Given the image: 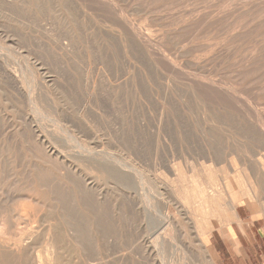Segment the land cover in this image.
I'll return each instance as SVG.
<instances>
[{"label": "rangeland", "instance_id": "rangeland-1", "mask_svg": "<svg viewBox=\"0 0 264 264\" xmlns=\"http://www.w3.org/2000/svg\"><path fill=\"white\" fill-rule=\"evenodd\" d=\"M145 78H149L148 81ZM110 87L116 89L110 90ZM180 92L184 94L182 97ZM166 94L173 95L174 99L165 98ZM62 128L68 130L69 136L62 132ZM41 135H51L50 140L56 138L58 143L53 140L54 146L57 145L63 155L79 149L78 144L95 148L97 152L103 150L112 158L107 160L109 168L117 173L115 175L109 169L108 172L115 175L110 177V173H102L86 161L85 164L74 160L77 175L82 170L83 175L87 174L96 182L97 187L102 188L103 200H100L102 195L90 191L82 200L88 207H93L94 210L89 212L93 217L89 219L93 222L89 232L81 234L86 236L82 245L84 249L78 246L67 252L66 264H90L93 260L92 264H98L100 257L99 264L106 261V264H130L131 261L135 264H215L207 245L200 244L199 234L208 225H213L211 231L226 227L235 215V207L244 202L257 213H264V0H0V156H4L0 159V168L6 161L0 169L1 203L12 206L29 204L21 188L29 186L24 177L35 167L50 175L52 172V175L60 174L61 164H55V160L45 153V147L42 148L45 145L42 140L39 142ZM74 136H78V140ZM204 145L206 149L201 148ZM8 149L11 150L8 152ZM211 149L219 152L212 162L209 160ZM129 153L131 156L135 154L132 161ZM28 158L32 169L27 167ZM120 158L133 164L128 165L122 159L121 162ZM41 159L45 161L41 163ZM38 163L47 168L41 165L40 170ZM83 163L85 166L89 164L90 169ZM127 166L132 168L128 171ZM133 167H139L150 182L142 186L138 180L139 172ZM24 169L31 171L26 173ZM128 172H134L136 180L135 175ZM70 174L73 175L65 180L72 182L75 189L80 185L81 189L84 185L83 180L80 181L82 176L79 174L78 178L73 172ZM180 174L183 175L185 192L190 197L189 207L183 212L177 208L171 192L180 186ZM166 175L168 181L163 178ZM122 178H127L129 189L121 186ZM193 178L198 181L200 190V197L195 202H192ZM107 181L108 185L105 184ZM139 186L144 187L143 192ZM120 193L124 196L121 199ZM202 198L205 206L199 210ZM136 200L145 201L141 212L134 205ZM129 205L133 212L127 214ZM117 206L122 210H117ZM195 212L199 214L194 215ZM122 213L131 220L127 222L123 214L121 220L127 224L121 222L123 226L127 225V229L124 227V241L117 246L113 241V224ZM24 221L21 219L19 228L27 225ZM43 222L47 224L40 217L27 226H38L44 233L46 225ZM132 226H136L135 229ZM137 227L140 228L138 232ZM145 231L160 239L166 238L170 232L163 256L158 252L151 255L142 246L134 245L135 237ZM99 232H104V236ZM42 233L37 246L44 245ZM132 233L137 236L131 238ZM126 244H130L129 249ZM38 247L36 250L43 248ZM91 249L95 250L92 252ZM106 249L110 251L107 253ZM207 250L210 254L206 253ZM126 251L133 259H129L130 263ZM109 252L113 253L112 257ZM114 252L119 256H114ZM121 254L123 261L119 259ZM89 255L91 258L87 257ZM87 258L89 262H85Z\"/></svg>", "mask_w": 264, "mask_h": 264}, {"label": "bare ground", "instance_id": "bare-ground-1", "mask_svg": "<svg viewBox=\"0 0 264 264\" xmlns=\"http://www.w3.org/2000/svg\"><path fill=\"white\" fill-rule=\"evenodd\" d=\"M197 1V0H196ZM206 1V0H205ZM185 2H187V1H185ZM184 2V3H185ZM110 5V4H109ZM189 6V5H188ZM195 6V5H194ZM197 6V5H196ZM116 10V9H115ZM120 11V10H119ZM121 14V13H120ZM124 16V15H123ZM132 16V15H131ZM124 19V18H123ZM127 19V18H126ZM132 19V18H131ZM125 20V19H124ZM124 20H122L123 22H124ZM128 21V20H127ZM133 21V20H132ZM179 21V20H178ZM123 22L121 23V25H123ZM168 22V21H167ZM131 23V22H130ZM129 23V24H130ZM170 23V22H169ZM128 24V25H129ZM133 24V23H132ZM135 26V25H134ZM132 27V26H131ZM137 28V27H136ZM138 30V29H137ZM125 31H127V30H125ZM130 31H132V29H130ZM134 33V32H133ZM132 33V34H133ZM138 33V32H137ZM128 34V33H127ZM138 35V34H137ZM127 36H129V35H127ZM129 38V37H128ZM132 38V37H131ZM134 39V38H133ZM137 39H139L138 37H137ZM131 40V39H130ZM136 40V39H135ZM139 41H140V39H139ZM148 44V43H147ZM147 44H145V45H147ZM2 65V64H1ZM104 66V65H103ZM9 74H7V76H8ZM89 76V75H88ZM117 77V76H116ZM163 78V77H162ZM170 78V77H169ZM16 79V78H15ZM86 79V78H85ZM146 79V78H145ZM149 79V78H148ZM148 79H146L147 81H148ZM164 79H165V77H164ZM11 80H13V79H11ZM86 80H88V79H86ZM91 80V79H90ZM152 80H154V79H152ZM151 80V81H152ZM163 80V79H162ZM170 80V79H169ZM53 81V80H52ZM92 81V80H91ZM91 81H90V84H91ZM94 81V80H93ZM14 82V81H13ZM120 82V81H119ZM118 82V83H119ZM150 82V81H149ZM166 82H168V80L166 81ZM171 82V81H170ZM118 83H116V84H118ZM116 84H114V85H116ZM122 84V83H121ZM147 84H148V82H147ZM168 84V83H167ZM170 84V83H169ZM112 85V84H111ZM85 86H87V84L85 85ZM117 86V85H116ZM116 86H114V87H116ZM167 86V85H166ZM169 86V85H168ZM15 87H17V86H15ZM88 87V86H87ZM114 87H112V88H114ZM111 88V87H110ZM112 88L110 89V90H112ZM164 88H167V87H165L164 86ZM170 88V87H169ZM169 88H167V89H169ZM88 89V88H87ZM114 89H116V88H114ZM18 91V90H17ZM22 91V90H21ZM28 91V90H27ZM56 91V90H55ZM59 91H61V90H59ZM113 91H115V90H113ZM14 92V91H13ZM25 92V91H24ZM29 92V91H28ZM45 92H46V90H45ZM52 92V91H51ZM86 92H88V91H86ZM116 92V91H115ZM162 92H166V91H162ZM168 92V91H167ZM11 93H12V91H11ZM84 93V92H83ZM153 93V92H152ZM163 93V94H164ZM170 93V94H169ZM168 94L169 95H171V92H169ZM9 94H10V92H9ZM63 94V93H62ZM94 94H95V91H94ZM114 94V93H113ZM116 94H117V92H116ZM162 94V95H163ZM168 94H166V97L165 98H170L171 97V99H174V98H172L173 97V95L172 96H169ZM174 94V93H173ZM15 95V94H14ZM47 95V94H46ZM155 95V94H154ZM153 95V96H154ZM165 95V94H164ZM167 95L169 96V97H167ZM180 95H181V97L184 95L183 93L181 94V92H180ZM180 95H179V97H180ZM69 96V95H68ZM159 96H160V94H159ZM50 97V96H49ZM60 97V96H59ZM62 97V96H61ZM83 97V96H82ZM151 97V96H150ZM175 97H177L176 95H175ZM180 97V98H181ZM25 98V97H24ZM27 98V97H26ZM41 98V97H40ZM164 98V97H163ZM12 99V98H11ZM17 99V98H16ZM32 99H34V98H32ZM51 100H53V98H50ZM61 99V98H60ZM89 99V98H88ZM178 99V98H177ZM177 99H175V100H177ZM14 100V99H13ZM28 100H29V97H28ZM84 100V99H83ZM161 100H162V98H161ZM25 101V100H24ZM30 102H32L31 100H29ZM54 101V100H53ZM65 101V100H64ZM89 101V100H88ZM87 101V102H88ZM165 101H169L170 102V104L172 103L170 100H165ZM38 102V101H37ZM61 102H63V101H61ZM168 102V103H169ZM18 103H20V102H18ZM162 103V102H161ZM165 103V102H164ZM21 104V103H20ZM87 104H89V103H87ZM163 104V103H162ZM161 104V105H162ZM64 105H65V102H64ZM164 105V104H163ZM166 105H168V104H166ZM18 106V105H17ZM28 106V105H27ZM54 106H56V105H54ZM30 107V106H29ZM49 107V106H48ZM162 107V106H161ZM165 107V106H164ZM26 108V107H25ZM54 108H56V107H54ZM53 107H52V109H54ZM62 108V107H61ZM67 108H68V106H67ZM41 109V108H40ZM17 110V109H16ZM25 110V109H24ZM32 110V109H31ZM38 110V109H37ZM43 110V109H42ZM57 110V109H56ZM55 110V111H56ZM58 110H60V109H58ZM64 110H65V108H64ZM88 110V109H87ZM163 110V109H162ZM45 111V110H44ZM53 111V110H52ZM51 111V112H52ZM55 111H54V113H55ZM47 112V111H46ZM50 112V113H51ZM59 112V111H58ZM67 112V111H66ZM85 112V111H84ZM163 112V111H162ZM48 113V112H47ZM27 114V113H26ZM52 114V113H51ZM64 114V113H63ZM27 115H30V114H27ZM26 115V116H27ZM61 115V114H60ZM24 116V115H23ZM40 116V115H39ZM45 116V115H44ZM93 116V115H92ZM42 117V116H41ZM52 117H54V116H52ZM75 117V116H74ZM69 118V117H68ZM80 118V117H79ZM84 118H85V116H84ZM89 118V117H88ZM52 119V118H51ZM55 119V118H54ZM56 119H58V118H56ZM63 119V118H62ZM96 119V118H95ZM64 120V119H63ZM62 120V121H63ZM78 120V119H77ZM56 121V120H55ZM75 121V120H74ZM60 122V121H59ZM91 122V121H90ZM84 123V122H83ZM33 124V123H32ZM58 124V123H57ZM65 124V123H64ZM82 124V123H81ZM86 124V123H85ZM91 124V123H90ZM29 126H31V125H29ZM28 126V127H29ZM74 126V125H73ZM79 126V125H78ZM78 126H76L77 128H80V127H78ZM82 126V125H81ZM95 126V125H94ZM93 126V127H94ZM160 126V125H159ZM35 126H33V128H34ZM66 128V127H65ZM64 128V129H65ZM70 127H68V129H69ZM72 128V127H71ZM76 128V129H77ZM38 129V128H37ZM44 129V128H43ZM63 128H62V132H64V133H67L68 132V130H64ZM35 130V129H34ZM79 130V129H78ZM83 130V129H82ZM90 130V129H89ZM88 130V131H89ZM95 130V129H94ZM93 130V131H94ZM84 132V131H83ZM38 133V132H37ZM69 133V132H68ZM68 133H67V135H68ZM82 133V132H81ZM156 133H158V132H156ZM39 134H40V132H39ZM79 134V133H78ZM92 134V133H91ZM163 134V133H162ZM34 135V134H33ZM52 135H54V134H52ZM66 135V134H65ZM74 135H75V133H74ZM94 135V134H93ZM97 135V134H96ZM99 135V134H98ZM158 135V134H157ZM38 136V135H37ZM49 136H51V135H48V137ZM69 136V135H68ZM67 136V137H68ZM163 136H164V134H163ZM163 136H162V138H163ZM47 137V135H45L44 137H43V135H41V136H39V138H37V139H39V142H41L40 140H42V144L43 145H45V146H43L42 148H44L45 147V150L44 151H46L45 153L50 157V158H53V160H55V164H58L57 162H60V166L62 167H60L59 169H61V171H60V174H54V175H52V173H51V175L49 174V173H47V171H46V173H43L42 172V170H41V168H43V167H46L45 165L43 166V164H40V163H38V164H40V166H38L37 164H34V165H37L38 167H40V170L41 171H38L37 169H35V170H37L36 172L34 171V169H32L33 168V166H32V168L30 167V163L31 162H29V158H32V157H29L28 159H26V160H28L27 161V163H28V165L29 166H27V167H29V168H31L32 169V173H30V174H28V175H26L27 177L25 178L24 177V179H27L26 181H27V183H29L28 185L29 186H24V189L23 188H21L22 190H23V192H25L26 194H25V199H27V200H29V204H23V205H17V206H12V204L11 205H8V204H4V203H1L0 202V264H66L65 263V259H66V253L67 252H70V250H72V248H77L78 246H82L84 243L83 242H86V240L85 241H83L85 238H84V236L85 235H83V236H81V234H84L86 231H88V229L91 227L90 226V223L91 222H93V220L92 221H90V219L89 218H91L90 217V214L91 213H89L90 212V210L93 208H90V207H88V205H87V203H85V201H82L84 198H85V196H87V193H89V191L90 192H92V194L93 193H96L97 194V196L99 195H102V198L100 199V200H103V194H102V191H100L101 189H100V187H97V185L95 184L96 182H94L93 180H91V178L90 177H88V175L87 174H82L81 172H82V170L80 171V175L82 176V179L80 178V181L81 180H83V188L81 187V189H79L80 188V185L79 186H77V187H79V188H74V184H73V186H71V183H70V185H69V183L65 180V179H67L71 174V172H73L74 173V175L76 174L77 175V173H78V171H77V168H76V166L74 165V160H77V161H83L84 163H85V161L87 162V163H90V165L92 164L93 165V168H95V169H97L98 171H101L102 173L103 172H107L108 174H109V176L110 177H115V175L117 174V173H115V170H113V168H109V166H108V162H107V160H109V159H112L111 157H109L103 150H101L100 152H97L96 150H95V148H88V146H84V145H80V144H78V142L79 141H77V146L79 147V149H75V150H71L70 152H71V154H64L63 155V153H62V151L61 150H59V148L57 149V145L56 146H54L56 143H58L57 141H55V139H53L54 141H55V144H54V142H53V140H50L49 138ZM53 137H55V136H53ZM66 137V136H65ZM66 137V138H67ZM78 137V136H77ZM76 137V138H77ZM70 138V137H69ZM73 138H75V136L73 137ZM75 138V139H76ZM97 138H98V136H97ZM118 138V137H117ZM158 138V137H157ZM165 138V137H164ZM35 139V138H34ZM36 139V140H37ZM63 139H65L64 138V135H63ZM86 139V138H85ZM101 139V138H100ZM159 139H160V137H159ZM66 140V139H65ZM76 140H78V139H76ZM98 140H99V138H98ZM161 140V139H160ZM162 140H164V139H162ZM74 141V140H73ZM165 141H167V140H165ZM68 142V141H67ZM76 142V141H75ZM158 142H159V140H158ZM206 142V141H205ZM33 143V142H32ZM95 143V142H94ZM204 143V142H203ZM202 143V144H203ZM208 143V142H207ZM211 144L213 143V142H210ZM42 144H41V146H42ZM53 144V145H52ZM87 144V143H86ZM106 144V143H105ZM214 144H216V142L214 143ZM15 145V144H14ZM73 145H75V144H73ZM158 145H160V143L158 144ZM208 145V144H207ZM216 145H218V144H216ZM40 146V147H41ZM103 147L102 148H104V144L102 145ZM134 146V145H133ZM132 146V147H133ZM202 146V145H201ZM209 146V145H208ZM74 147H76V146H74ZM77 147V148H78ZM93 147V146H92ZM97 147L98 146H96V149H97ZM128 147V146H127ZM135 147V146H134ZM205 147V145L203 146V147H201V148H204ZM212 147V146H211ZM218 147H220L219 145H218ZM69 148V147H68ZM99 149H100V147H98ZM108 148H109V146H108ZM108 148H106V149H108ZM190 148V147H189ZM188 148V149H189ZM195 148V147H194ZM198 148H200V147H198ZM210 148V147H209ZM221 148V147H220ZM32 149V148H31ZM98 149V150H99ZM141 149V148H140ZM155 149H157V148H155ZM191 149V148H190ZM196 149V148H195ZM204 149H206V147L204 148ZM212 149H213V147H212ZM210 150L209 151V160L212 162V161H214V159H216L217 158V154L219 153L218 151H216V152H218L217 154H216V152L214 151V150ZM229 149V148H228ZM9 150H11V149H8V152H9ZM15 150V149H14ZM41 150V149H40ZM187 150V149H186ZM192 150H193V148H192ZM203 150V149H202ZM207 150H209L208 148H207ZM218 150H222V149H218ZM43 151V150H42ZM109 151H111V150H109ZM131 151V150H130ZM198 151V150H197ZM196 151V152H197ZM223 151V150H222ZM221 151V152H222ZM4 152V151H3ZM31 152V151H30ZM114 152H116V151H114ZM126 152V151H125ZM128 152V151H127ZM141 152V151H140ZM189 152V151H188ZM193 153L195 152V150L194 151H192ZM220 152V153H221ZM224 152V151H223ZM222 152V153H223ZM229 153L230 152H232V151H228ZM110 153V152H109ZM112 153V152H111ZM110 153V154H111ZM156 153V152H155ZM203 153V152H202ZM222 153L220 154V156H222ZM10 154H11V152H10ZM28 154V153H27ZM33 154V153H32ZM35 154V153H34ZM45 154V155H46ZM115 155H116V153H114ZM118 154V153H117ZM120 154V153H119ZM130 154V153H129ZM141 154H142V152H141ZM197 154H200V152H198ZM196 154V155H197ZM230 154H233V153H230ZM29 155V154H28ZM44 155V158L45 157H47V156H45ZM114 155V156H115ZM124 155V157H125V154H123ZM122 155V156H123ZM128 155V154H127ZM133 155V154H132ZM135 155V154H134ZM133 155V156H134ZM205 155V154H204ZM16 156V155H15ZM29 156H31V155H29ZM112 156V155H111ZM118 156V155H117ZM120 156V155H119ZM129 156V155H128ZM133 156H131V154H130V160L132 161V159H131V157H133ZM139 156V155H138ZM203 156V155H202ZM205 156H207V155H205ZM204 156V157H205ZM219 156V155H218ZM220 156H219V158H220ZM223 156H225V155H223ZM1 157H3V159H4V156H0V159H1ZM116 157V156H115ZM115 157H113V158H115ZM192 157V156H191ZM197 157V156H196ZM203 157V158H204ZM7 158H9V157H7ZM16 158V157H15ZM50 158H48L49 160H50ZM119 158V157H118ZM117 158V159H118ZM126 158H128V157H126ZM126 158L125 159H123V158H120V160L122 159V160H126ZM193 158V157H192ZM207 158H208V156H207ZM206 158V159H207ZM43 159V158H42ZM41 159V160H42ZM159 159V158H158ZM6 160H8V159H6ZM13 160V159H12ZM12 160H10V161H12ZM34 160H36V159H34ZM34 160H33V162H34ZM119 160V159H118ZM117 160V161H118ZM122 160H121V162H122ZM129 160V161H130ZM208 160V159H207ZM207 160H204L205 162L207 161ZM30 161H32V160H30ZM36 161H38L39 162V160L37 159ZM35 161V162H36ZM43 161H45V160H42V162L41 163H43ZM110 161V160H109ZM117 161H116V163H117ZM128 161V159L126 160V162ZM130 161V162H131ZM136 161V160H135ZM4 162V160L2 161V163ZM16 162V161H15ZM34 162V163H35ZM46 162H48V161H46ZM45 162V163H46ZM112 162V161H111ZM113 162H115L114 161V159H113ZM112 162V163H113ZM126 162H124L123 164H125ZM130 162L128 163V165L130 164ZM133 162H134V159H133ZM207 162H209V161H207ZM7 163H10V162H7ZM37 163V162H36ZM50 163V162H49ZM83 163V166L84 167H86L87 165H88V168L90 167V165L89 164H87L86 166H85V164ZM119 163H120V161H119ZM132 163V162H131ZM136 163V162H135ZM138 163V162H137ZM214 163V162H213ZM0 164H1V162H0ZM5 164H6V161H5ZM4 163H3V165H5ZM17 164V163H16ZM76 164V163H75ZM111 163H109V165H110ZM133 164V163H132ZM132 164H130V165H132ZM209 164L211 165V163L209 162ZM2 165V167L1 168H3L4 166ZM27 165V164H26ZM32 165V164H31ZM41 165L43 166V167H41ZM59 165V164H58ZM57 165V166H58ZM116 165V164H115ZM124 166V165H123ZM126 166V165H125ZM133 166H135V165H133ZM137 166H138V164H137ZM136 166V167H137ZM26 167V168H27ZM49 167H51V165H49ZM48 167V168H49ZM80 167V166H79ZM112 167V166H111ZM118 167H120V166H118ZM128 167V166H127ZM130 167L131 166H129L126 170H128V169H130ZM136 167L134 168L135 169V171H137V173H138V180H139V183L140 184H142V186H145V183L147 184V181H148V179H146V177H145V175L141 172V171H139L140 169H139V167L136 169ZM205 167V166H204ZM209 166H207L206 168H208ZM264 167V166H263ZM0 168V169H1ZM6 168V167H5ZM8 168V167H7ZM47 168V167H46ZM52 168V167H51ZM132 168V167H131ZM142 168V167H141ZM31 169H28L27 170V172H29V170L31 171ZM52 169H54V168H52ZM90 169V168H89ZM89 169H88V171H89ZM112 170V171H114V173H115V175L112 173V172H108V171H110V170ZM134 169H132V170H134ZM210 169V168H209ZM262 169H264V168H262ZM6 170V169H5ZM4 170V171H5ZM25 170V172H26V169H24ZM50 170V169H49ZM56 170V169H55ZM122 170V169H121ZM143 170V169H142ZM179 170H180V167H179ZM206 170H208V169H206ZM17 171H20L19 169L17 170ZM56 171H59L58 169L56 170ZM92 171V170H91ZM116 171H119V170H117V168H116ZM129 171V170H128ZM24 172V171H23ZM26 172V173H27ZM85 172V171H84ZM122 172H124V171H122ZM22 173V172H21ZM20 173V174H21ZM54 173H57V172H54ZM88 173V172H87ZM129 173V172H128ZM130 173H132V171L130 172ZM129 173V174H130ZM148 173V172H147ZM78 174V175H79ZM119 174V173H118ZM133 174L135 175V173L133 172ZM133 174H130L131 176L133 175ZM146 174V173H145ZM16 175V174H15ZM73 175V174H72ZM71 175V176H72ZM78 175H77V177H78ZM92 175V174H91ZM97 175V174H96ZM124 175V174H123ZM158 175V174H157ZM181 175V184H179L180 186L179 187H175V189H172L171 190V192H172V194H173V197H174V201H175V204L177 205V208L179 209V211L180 212H183V211H185V209H187L188 207H189V202H190V197H189V195L188 194H186V192H185V186H184V184H183V175L182 174H180ZM22 176H24L23 174H22ZM100 176V175H99ZM98 176V177H99ZM120 176H122V175H120ZM125 176V175H124ZM129 176V175H128ZM136 176L137 175H135V180H136ZM147 176H151V175H147ZM20 177H21V175H20ZM20 177H17V178H20ZM76 177V176H75ZM127 177V176H126ZM130 177V176H129ZM158 177L159 178H161V176L160 175H158ZM168 176L166 175V177H163V178H165L164 180H166V181H168V179L169 178H167ZM3 178V177H2ZM5 178V177H4ZM21 178H23V177H21ZM70 178V177H69ZM79 178V177H78ZM77 178V179H78ZM101 178H103V177H101ZM106 178V177H105ZM151 178V177H150ZM73 179V178H72ZM108 179V178H107ZM124 181H122V185L121 186H123V187H125V188H130V186H127L128 185V181L126 180L127 178H122ZM162 179V178H161ZM177 179L179 180L180 178L179 177H177ZM23 180V179H22ZM79 180V179H78ZM78 180H77V182H78ZM101 180V179H100ZM103 180V179H102ZM101 180V181H102ZM5 181V180H4ZM23 181H25V180H23ZM26 181H25V183H26ZM32 181V182H31ZM69 181V180H68ZM74 181V180H73ZM120 181V180H119ZM134 181V180H133ZM171 181V180H170ZM175 181V180H174ZM173 181V182H174ZM6 182V181H5ZM74 182H76V181H74ZM129 182H130V180H129ZM135 182V181H134ZM148 182H150V181H148ZM178 182V181H177ZM191 188H192V191L194 192L193 193V199H192V202H195V201H197L198 199H199V197H200V190H199V184H198V181L196 180V179H192L191 180ZM24 183V182H23ZM80 183V182H79ZM78 183V184H79ZM119 183V182H118ZM136 183V182H135ZM170 183V182H169ZM179 183V182H178ZM177 183V184H178ZM14 184V183H13ZM16 184V183H15ZM14 184V185H15ZM99 184V183H98ZM103 184V183H102ZM105 184H107L108 185V181H107V183H105ZM113 184V183H112ZM131 184H132V182H131ZM138 184V183H137ZM139 184V185H140ZM149 185H150V183H148ZM152 184V183H151ZM155 185L157 184V183H154ZM251 184L252 185H255V182H251ZM1 185H3V184H1ZM37 185H40L39 187L37 186ZM115 185V184H114ZM154 185V186H155ZM170 185V184H169ZM173 185H175V183L173 184ZM7 186V185H6ZM76 186V185H75ZM101 186V185H100ZM117 186V185H116ZM138 186V185H137ZM141 186V187H142ZM153 186V185H152ZM152 186H151V188H152ZM16 187H18L17 185H16ZM134 187V186H133ZM140 187V186H139ZM141 187L139 188V190L141 189ZM172 187V186H171ZM256 187V186H255ZM61 188V191L62 192H60L59 193V189ZM150 188V187H149ZM150 188V190L152 191V189ZM156 188V187H155ZM154 188V189H155ZM157 188H159L158 187V185H157ZM252 188H254V187H252ZM13 189H14V187H13ZM77 189H79V190H77ZM18 190H20V189H18ZM26 190V191H25ZM119 190V189H118ZM117 190V191H118ZM139 190H138V192H139ZM142 190H144V187L140 190V192H143ZM130 191V190H129ZM149 191V190H148ZM151 191L150 192H148V193H151ZM157 191V190H156ZM253 191H255V194H256V190L254 189ZM5 192V191H4ZM3 192V193H4ZM21 192V191H20ZM19 192V193H20ZM119 192H122L121 190H119ZM126 192V191H125ZM133 192L135 193V191L133 190ZM7 193V192H6ZM105 193V192H104ZM108 193L109 192H107V195H108ZM123 193H124V191H123ZM123 193H120V194H122V196L120 197V195H119V198L121 199L122 197H124L123 196ZM159 193H162V192H159ZM0 194H2V193H0ZM9 193H7V195H8ZM20 194H23V193H20ZM95 194V195H96ZM106 194V193H105ZM127 194V193H126ZM145 193H143V194H141V197H140V199H142V196L144 195ZM165 194V193H164ZM11 195H13V194H11ZM118 195V194H117ZM127 195H129V194H127ZM136 195H138V193L136 194ZM150 195H152V194H150ZM13 196H15V195H13ZM105 196V195H104ZM110 196V195H109ZM115 196V195H114ZM113 196V197H114ZM130 196V195H129ZM134 196V195H133ZM163 196V195H162ZM92 197H93V195H92ZM112 196H111V198H113ZM73 198V199H72ZM89 198H90V196H89ZM96 198V197H95ZM116 198V197H115ZM131 198V197H130ZM137 198V197H136ZM163 198H166V197H164L163 196ZM15 199H17V197H15ZM72 199V200H71ZM98 199V198H97ZM118 199V198H117ZM255 199V198H254ZM262 199V198H261ZM71 200V201H70ZM86 200H88V198L86 199ZM90 200V199H89ZM114 201H116V199H113ZM124 200V199H123ZM132 200H135V198L133 197V199ZM138 200V199H137ZM136 200V202L134 203V205L136 206V209L137 208H139L138 210L141 212V210H142V204H145V201L143 200H139V201H137ZM146 201H148V202H150V199H145ZM2 201V200H1ZM5 201V200H4ZM26 201V200H25ZM92 201V200H91ZM90 201V202H91ZM104 201H107L108 202V200H104ZM122 201V200H121ZM254 201V200H253ZM94 202V201H93ZM103 202V201H102ZM89 203V202H88ZM100 203H101V201H100ZM108 203H110V202H108ZM108 203H106V204H108ZM120 203V202H119ZM119 203H116V205L117 204H119ZM126 203V202H125ZM125 203H122V204H125ZM253 203V202H252ZM14 204V203H13ZM112 204V203H111ZM114 204V203H113ZM254 204V203H253ZM256 204V203H255ZM93 205H95L94 203H93ZM105 204L103 203L102 204V206H104ZM119 205H121V204H119ZM118 205V206H119ZM128 205V204H127ZM131 205V204H130ZM129 205V206H130ZM238 205V204H237ZM259 206H261L260 204H258ZM264 205V204H263ZM99 206H100V204H99ZM108 206V205H107ZM117 206V210H118V208H119V211H120V207H118ZM125 207H126V204L124 205ZM123 206V207H124ZM204 206H205V202H204V199L202 198V200H201V202L199 203V205H198V209L199 208H204ZM251 206V205H250ZM96 207V206H95ZM98 207V206H97ZM113 207H114V205H113ZM128 207V206H127ZM60 208H61V210H60ZM102 208V207H101ZM100 208V209H101ZM105 208H106V205H105ZM108 208V207H107ZM110 208H112V207H110ZM236 208V207H235ZM88 209H89V211H88ZM124 209V208H123ZM92 210H94V209H92ZM108 210H111V209H108ZM112 210H114V208L112 209ZM111 210V211H112ZM122 210V209H121ZM200 210V209H199ZM100 211V210H99ZM104 211H106V210H104ZM125 211V210H124ZM129 211V212H128ZM128 211H126L127 212V214H130V212H133V210L131 209V206H130V208H129V210ZM94 212V211H93ZM97 212V211H96ZM190 213L191 214V212L190 211H188L187 210V213ZM116 213V212H115ZM118 213V212H117ZM116 213V214H117ZM186 213V214H187ZM94 214V213H93ZM101 214V213H100ZM123 214H124V217H123ZM132 214V213H131ZM194 215H198L199 213L198 212H195V213H193ZM104 215V214H103ZM102 215V216H103ZM109 215V214H108ZM111 215V214H110ZM122 216L120 217V215H119V217L120 218H118V219H114V217H113V219L115 220L114 221V224H113V241H114V244L115 245H117L118 246V244L119 243H121V241L123 240L122 238H123V234L126 232V231H124L125 229H124V227L126 226L127 227V225H125V223L127 224V222L129 221V219H130V217H129V219H126V214L125 213H122L121 214ZM91 216H92V214H91ZM97 216H98V214H97ZM115 216V215H114ZM130 216V215H129ZM40 217H42L43 218V220H45L46 221V223L47 224H45L44 222V224L46 225V227H45V229H44V233H42V231H41V228L39 229V227L38 226H31V227H28L27 225H28V223L30 222V221H32V222H35L36 220H37V218H40ZM125 218L126 220H127V222L124 220V219H122L123 221H125V223H124V225L125 226H123V222H121L122 220H121V218ZM128 217V216H127ZM117 218V217H116ZM21 219H25V221L24 222H27V225L23 228H19L18 227V225L21 223ZM91 219H93V217L91 218ZM95 219H97V218H95ZM99 220H100V218H98ZM102 219V218H101ZM104 220V219H103ZM131 220V219H130ZM136 220H138L137 218H136ZM95 221V220H94ZM175 221V219L174 220H170V223H173ZM106 222V221H105ZM132 222V224H133V220L131 221ZM166 221H164L163 223H165ZM24 224V223H23ZM30 225H31V223H29ZM35 224V223H34ZM41 224H42V222H41ZM95 224H96V222H95ZM92 225H93V223H92ZM101 224H99V226H100ZM106 225V224H105ZM135 225V224H134ZM226 225V224H225ZM94 226V225H93ZM99 226L97 227L98 229H99ZM104 226V225H103ZM138 226H139V224H138ZM212 226L213 225H211V226H207V229H205L203 232H201L200 234H199V242H200V244L201 245H204L205 246V244L207 245V247H208V249H209V246H208V241H209V235H210V233H211V229H212ZM215 226V225H214ZM101 227V226H100ZM110 227V225H108V229H110L109 228ZM125 227V228H126ZM134 227H136V226H132V228H134ZM17 228H19L20 230H16ZM112 228V227H111ZM92 229H95L96 231H98L96 228H92ZM101 229H103V227L101 228ZM107 229V230H108ZM127 229V228H126ZM135 229V228H134ZM137 229H140V228H136V231L138 232L139 230H137ZM82 230V231H81ZM100 230V229H99ZM135 231V230H134ZM89 232V231H88ZM111 232H112V230H111ZM41 233L43 234V236H44V245L42 246V244L40 245H38L39 247L41 246V247H43L42 248V250H36L37 249V243L38 242H40L39 240H42V239H40L41 238ZM104 233V232H103ZM103 233H101V234H103ZM108 233V232H107ZM106 233V234H107ZM141 233V232H140ZM140 233H138V235L140 234ZM170 233V232H169ZM168 233V236H170V234ZM99 234H100V232H99ZM98 234V235H99ZM100 234V235H101ZM109 234H110V232H109ZM131 235V234H130ZM43 236H42V238H43ZM102 236V235H101ZM103 236H104V234H103ZM135 237V236H137V235H134L133 233H132V236H130L131 238L132 237ZM168 236L166 237V238H164V239H160V238H158V237H154V233H152V232H148V231H145L143 234L141 233V235L140 236H138V237H135V240L133 241V243H134V245H136V246H142L143 248H144V251H146V252H149V254H151V255H154L155 254V252H158L159 254H161L162 256H163V251H165L166 250V247H165V245L167 244L166 242H167V239H168ZM86 237V236H85ZM99 237V236H98ZM108 237V236H107ZM102 238V237H101ZM106 238V237H105ZM112 238V237H111ZM110 238V239H111ZM109 239V240H110ZM91 240V239H90ZM169 240H170V238H169ZM89 241V240H88ZM96 241H98L97 239H96ZM100 241V240H99ZM112 240H110V242H111ZM124 241V240H123ZM91 242V241H90ZM89 242V243H90ZM128 242V241H127ZM41 243H43L42 241H41ZM89 243H87V244H89ZM173 243V242H172ZM95 244V243H94ZM93 243L91 244V245H94ZM100 245H101V241H100V243H99ZM106 244V243H105ZM171 244V243H170ZM169 244V245H170ZM99 245V246H100ZM128 245H130V244H128ZM127 244H126V246L128 247L127 249H129L130 247L128 246ZM173 245H175V244H173ZM96 246H97V244H96ZM99 246H97V247H99ZM104 246V245H103ZM122 246V245H121ZM38 247V248H39ZM79 247V248H80ZM83 247V246H82ZM87 247V246H86ZM95 247V246H94ZM109 247V246H108ZM206 247V248H207ZM75 248V249H76ZM101 248V247H100ZM105 248H107L106 246H105ZM104 248V249H105ZM115 248H117L116 246H115ZM126 248V247H125ZM124 248V249H125ZM179 248V247H178ZM181 248V247H180ZM39 249H41V248H39ZM74 249V251L76 252V250ZM83 249H84V247H83ZM82 249V250H83ZM93 249V248H92ZM91 249V250H92ZM102 249V248H101ZM118 249V248H117ZM122 249V248H121ZM123 249V250H124ZM140 249V248H139ZM81 250V251H82ZM87 251H89V249L87 248L86 249ZM95 250V249H94ZM94 250H92V252L94 251ZM103 250V249H102ZM113 250V249H112ZM122 250V251H123ZM126 250V249H125ZM124 250V251H125ZM107 251H110V250H108V249H106V252ZM113 251H115V250H113ZM118 251H119V249H118ZM122 251H120V253H122ZM129 251V250H128ZM128 251H126L127 253L126 254H128L127 255V258H128V260L130 259H132V258H129L128 256H129V252ZM209 251H210V249H209ZM83 252V251H82ZM97 252V251H96ZM99 252V251H98ZM117 252V251H116ZM78 253V252H77ZM99 253H101V252H99ZM98 253V254H99ZM108 253V252H107ZM110 253V252H109ZM112 253V252H111ZM110 253V254H111ZM133 253V252H132ZM206 253H209L208 252V250H207V252ZM210 253H211V251H210ZM209 253V254H210ZM72 254H73V252H72ZM71 253L69 254V255H72ZM75 254V253H74ZM80 254H83V253H80ZM85 254V253H84ZM113 254V253H112ZM112 254H111V257H112ZM114 254H116L115 252H114ZM131 254V253H130ZM68 255V254H67ZM78 255V254H77ZM87 255V254H86ZM86 255H85V257L84 258H86ZM95 255V254H94ZM94 255H92V258H93V256ZM102 255V254H101ZM104 255H106L105 253H104ZM122 255L123 254H121V257H119V259L121 258V260H122ZM160 255V256H161ZM211 256L210 257H212V259L214 260V258H213V255H212V253L210 254ZM114 256H117V254L116 255H114ZM119 256V255H118ZM117 256V257H118ZM146 256V255H145ZM161 256V257H162ZM74 257H75V255H74ZM87 257H89V258H91L90 257V255L89 256H87ZM96 257V256H95ZM98 257H100L99 255H98ZM103 257V256H102ZM108 257V256H107ZM125 257V255L123 256V258ZM131 257H132V255H131ZM209 257V258H210ZM69 258V257H68ZM71 258V257H70ZM89 258H87V260L85 261V262H89L90 260H89ZM114 258V257H113ZM75 259V258H74ZM77 259V258H76ZM80 259V258H79ZM94 259V258H93ZM100 259H101V257H100ZM99 259V260H100ZM103 259H104V257H103ZM108 259V258H107ZM117 259V258H116ZM115 259V261L117 262V261H119V260H116ZM164 259H165V256H164ZM92 260V259H91ZM99 260L97 261L98 262V264H99ZM130 260H129V262L128 263H130ZM133 260V259H132ZM68 261V260H67ZM74 261V260H73ZM76 261V260H75ZM78 261H80V260H78ZM123 261V260H122ZM127 261V260H126ZM81 262H82V260H81ZM94 262V260L90 263V264H92ZM107 262V261H106ZM106 262H104L103 264H106ZM125 262V261H124ZM69 263H70V261H69ZM96 263V262H95ZM112 263H113V261H112ZM131 263H132V261H131ZM130 263V264H131ZM134 263V262H133ZM132 263V264H133ZM70 264H73V263H70ZM82 264V263H81ZM87 264V263H86ZM89 264V263H88ZM101 264V263H100ZM109 264H111V263H109ZM118 264H120V263H118ZM135 264V263H134Z\"/></svg>", "mask_w": 264, "mask_h": 264}, {"label": "crops", "instance_id": "crops-1", "mask_svg": "<svg viewBox=\"0 0 264 264\" xmlns=\"http://www.w3.org/2000/svg\"><path fill=\"white\" fill-rule=\"evenodd\" d=\"M208 246L215 264H264V213L239 204L226 227L211 231Z\"/></svg>", "mask_w": 264, "mask_h": 264}]
</instances>
